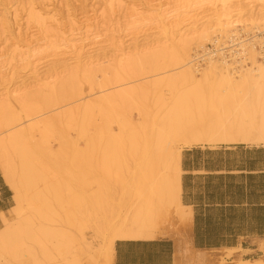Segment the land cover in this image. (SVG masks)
<instances>
[{
    "label": "bare ground",
    "instance_id": "1",
    "mask_svg": "<svg viewBox=\"0 0 264 264\" xmlns=\"http://www.w3.org/2000/svg\"><path fill=\"white\" fill-rule=\"evenodd\" d=\"M100 1L102 4H99L101 10L98 15L95 12L92 13L93 10L91 14L90 11L86 12V14L84 13L85 16L82 18H75L69 14L63 17L58 13V10L48 9V6H35L32 3L28 4L27 25L35 29V36H38L40 40L36 41L33 35L31 36L33 41H30L32 39H29V41L18 40L10 46L6 53H0V76L1 70L4 71L6 67L7 70L9 69V71H12L18 64L25 67L27 66L26 68H29L28 65L30 66L31 64L29 71H31V74H33L35 78H38V69L41 67V65H38V62L42 60L46 63L51 61L54 64L63 62L66 64L63 70V73H67L66 80L64 79L66 77H60V79L57 80L58 75L53 72L51 74H45L41 79L37 80L38 82H36L34 87H36L35 92L39 93L41 96L44 93L47 94L48 92L45 91L52 89L53 83L57 80V82L60 83V85H56L58 87L57 91L53 89V94H50V92L48 93V95L50 94L52 96L45 99L44 102H41L44 103L46 108H50L55 106L58 102L76 99V105L73 106L72 104V109L68 110V106H66L67 103L65 104L67 109L65 110L67 112L63 111V114L60 113L62 116L58 115L59 107L57 106V116L66 118L65 121L68 119V121L71 122L74 116L77 117L82 114L84 119L85 117H89L90 114H93L89 113V109L94 105H92L91 101L90 103L86 101V97L81 98L83 96L81 94H83L84 91L81 93L82 91L80 89L82 88L78 86V84H81V82L78 83L80 79H84V83H86V80L87 83L90 84L91 78L96 72L103 70L118 72V70L124 67H127L128 69L126 70L128 71L131 68L136 69L134 68L136 67L135 65H137V71L134 72L133 69L132 71L136 73L137 76L142 75V72L144 74L145 68H147L148 71L154 70V73L156 71L165 70V68L167 69L168 67L174 68L170 70V72L162 73L161 75L163 76V74H166V77L163 76L161 80H157V84L161 82L159 86H162L164 83V86L166 85L165 87H168L170 92H173L169 102L167 103V100L165 101V109L163 108V111H159V113L157 111L154 115L151 114V116L145 118L146 125L141 126V128L139 127L140 129L138 130L137 128H130L128 132H124L123 128L130 125L124 123L120 126L119 134L117 133L116 137L108 134L104 135V137H106V135L109 137L106 139L107 145L105 144L106 148L101 158L102 162L100 160L102 167L104 166L106 169H111V167H113V170L114 168L117 170L115 166H119L122 160L124 161V158H129V160H131V167L128 165L130 171L126 172H130L128 173L129 175L127 174L129 179L128 188L130 193L133 194L134 201L122 215H114L117 219H113L114 216L112 218L107 217V219L109 218L107 221L104 219L103 228H106L107 232L103 234V238L101 237L102 242L99 247L92 248L85 244L84 248L86 247V251L92 253V255L89 254V260H94L93 264L96 262L97 264H113L115 255L114 245L118 240L149 241L159 236H164L165 234L159 228L160 223L163 221H174L180 228L191 226V208L184 206L181 202L182 149L191 148L193 146L214 148L221 145L233 146L243 144H260L261 147L264 148V54H261L264 52V0H147L148 4L133 3L136 2L135 0ZM234 4H243L248 8L250 14L248 20L242 21V19H240L242 9L239 11L240 13H236L235 15L232 14L230 10ZM204 8L210 10H204ZM204 12H208L211 15L210 18L206 19V17L202 16L201 14ZM121 20H123L124 29L119 28ZM1 24V27L5 25L4 27L7 28L9 26L7 22ZM114 26H116L117 29H115ZM247 26H251L253 29H261L260 31H256L258 33H251V40H255L254 43L257 42L256 39L258 35H263L258 46L248 44L249 40L236 42L238 39L237 36H235L237 35V29ZM99 28H104L106 32L111 34H118L120 32L124 34L123 39H126L127 42L126 48H123L125 41L123 42L121 39L117 42L118 45L113 52L111 60L107 61L106 65L100 63V60L93 57H88V59H83L82 57L84 50V47H82L83 38L92 35L93 32ZM229 33H233V35L228 36ZM209 38L213 41V50H208L206 45L202 47V44L207 42ZM38 43L42 46L38 45ZM196 47H200L201 49H198L195 53ZM191 52H194L193 56H191ZM44 55H46L45 58L41 60H38V58L36 59V57ZM257 55H260V62L255 57ZM45 59L48 60L46 61ZM247 60L253 63V67L246 69L240 68L248 67L245 66L247 63H244V65L242 64V62H247ZM68 62L72 65L68 66ZM205 62L206 66L202 67ZM195 65L197 69L194 68ZM231 66L240 68L241 70H234L232 73L233 75H231L227 70L231 68ZM199 67L202 68L199 70ZM13 72L14 71H12V73ZM101 75L103 76V74ZM119 75L121 76V74ZM125 75L126 73L124 76ZM136 75L135 77H137ZM234 75H237V81L234 80ZM115 76L117 75L115 74ZM157 76L159 75L155 77L157 78ZM3 77L5 78L6 76ZM118 77L115 78L114 82L118 85H114L115 88L113 87L115 92L110 95L106 94L107 96L104 95V97L99 100L100 103H105V107L106 103L110 105L111 101L113 103L116 102L115 100L113 101V99L126 100L128 98L131 100V95L141 94V92L144 93L145 91L139 92V90L137 92L130 88L132 84H135V81L131 82L130 78V82H125L127 79L125 80L124 78H122L123 80L119 78L121 81H116ZM53 78L55 79L53 80ZM10 80L12 79H9V81ZM112 81H109L110 83L107 84H111L112 86ZM123 81L125 84H123ZM141 81L144 80L142 79ZM120 82L122 83L120 84ZM105 84L106 83L103 84V89ZM154 84H156V82H154ZM154 84L152 85V83H150V87H157V85ZM147 85H149L148 82ZM178 85H183L185 87L178 90ZM106 86L107 85H105V87ZM134 87L136 89V86ZM29 88L31 87L24 85L22 87L16 86V88L13 87V89H11L8 83L4 86L3 91L5 92L0 93V175H2L5 184L12 192L13 202V205L7 211V214H10L9 218L6 214L0 213V222L2 224V227H0V264H49L46 263V261H49L47 260V254L43 251L38 254L33 246V238L31 236L29 237V235L34 232V229L29 225V223H31L30 218H21V214L25 211L24 209L26 206L31 210H39L38 200L41 194H39V191H36V188L35 191L32 192L34 188L31 186V183L37 182L39 185V182H41L42 185L44 180L46 181L48 179V184L52 181L53 178L49 177V175L56 174L57 172H55V169L53 174H51V171L48 175L49 172H46L47 168L45 169L43 165L46 160L52 161L54 165H58V161H65V164L66 162L68 163L67 167L73 165L75 168L82 163V161L85 163L86 158L85 154L78 151L79 149H77L78 147L73 141L68 140L66 137H62L61 134L59 146L62 148V152L60 150L59 154H53L52 150H48L52 151L50 155H47V150L45 154L38 152L41 148H43V151L45 150L44 148L48 141L46 135L50 131V128L48 131V127H52V124L50 125V123L46 122V119H39L41 116L43 117L46 115H43L45 114L43 113L40 114V116L38 115L39 109L37 112L33 109V107H38L37 105L40 104L39 98V102L36 101L38 103L37 105L31 104L33 102L36 104L35 101L29 103L30 97L29 94H27V89ZM251 91L256 92L257 97L254 102L248 104L241 95ZM39 94L36 96L39 97ZM46 94L43 96H46ZM161 95L162 94H160V96ZM142 96L141 98H143ZM133 97L132 100L136 99L137 95ZM138 98L139 97H137V99ZM161 98L163 100V96ZM161 98H158V101H160L159 99ZM82 100L84 101L81 102ZM123 102L126 103V101ZM68 104H70V102ZM89 104H91V106ZM100 105L101 104H99V106ZM40 107L42 109V106ZM102 110L104 113V109ZM107 110H105V112ZM48 111L51 112L50 109ZM144 112L141 114H144ZM109 113H107V115ZM232 114L242 119L245 118L246 122L244 123L241 120L231 119ZM59 117H57V120H59ZM93 118L90 122L94 120ZM104 118L107 119L109 117ZM101 119L103 118H100V120ZM24 120H26L27 126L25 125L24 127L26 128H21L23 127L21 121ZM49 120L51 122L50 118ZM75 121L76 120L73 122ZM95 122L94 120L93 123ZM103 124L106 125V123ZM103 124L104 130H107L108 126L105 129ZM82 127L83 126L74 127V129L79 135L84 136L86 134H84V132L87 131L85 129L84 131ZM52 128L55 129L54 127ZM68 129L70 128L66 130ZM41 130L43 131L40 132ZM100 130H103V128H100ZM53 131L55 130H52V132ZM103 132L104 131H102L99 136H103ZM94 139L91 137L85 140L87 149L96 146L95 144H97V142L95 143V141L96 139L99 140L98 136ZM103 144L104 143H102V146L104 147ZM69 150H71V152L73 151L71 155L66 154ZM56 153H58V151ZM66 157L67 160H65ZM125 160L127 161V159ZM49 161L46 163L48 164ZM47 164L45 165L47 166ZM59 164L61 165V162ZM63 165L61 166L65 169ZM49 168L51 167H48V169ZM70 168L72 170V166ZM117 171L115 172L117 173ZM67 172L62 173L67 174ZM55 177H57V175H55ZM59 177L61 179V175H59ZM67 177H69L68 174ZM69 178L71 179V177ZM83 181H85V179H82V182ZM62 182H65V180ZM62 184L64 185V183H61V185ZM87 184L86 187L90 188L91 186H87ZM51 185L55 186L52 182L49 186ZM49 186L43 185V189L46 190L45 188ZM55 189L57 188L53 187L54 191ZM60 189L61 187L59 190ZM70 189L72 190V187ZM92 189H95V187ZM53 190H49L48 188L47 192ZM59 190H57V193H59ZM88 190L89 189L84 192V195H82L83 192L80 191L82 196H76V193L74 198L69 197V199L71 198L69 200L70 203L77 206L83 200L99 207L102 206L105 199H107L106 194L108 190L106 189V185L100 182L97 184L96 190L91 193H89ZM63 192L65 194V191ZM32 193H34L33 196L31 195ZM68 193L74 194V192L70 191ZM51 195L54 197L56 194L51 193ZM58 199L61 201L60 197ZM107 211L109 212V210ZM35 232H38V230ZM47 232L48 231H46V233ZM50 234L51 236L54 235L53 233ZM59 234H55L54 237H59ZM178 234L181 235L180 233ZM66 238L67 237L64 235V239ZM60 239L62 240V238ZM186 248H182L181 251L179 249L181 257L179 260H176L177 264H203L205 262L201 253L196 251L194 253L192 252L193 250L188 251ZM58 249L61 250L60 252H62V250L64 252L65 248L60 247ZM61 264H80V262L78 259L74 258L71 261L66 259ZM240 264H264V262L255 261L251 263L248 260H244L240 261Z\"/></svg>",
    "mask_w": 264,
    "mask_h": 264
},
{
    "label": "rangeland",
    "instance_id": "2",
    "mask_svg": "<svg viewBox=\"0 0 264 264\" xmlns=\"http://www.w3.org/2000/svg\"><path fill=\"white\" fill-rule=\"evenodd\" d=\"M93 1H95V2H93ZM135 1L136 2H133V3L148 4L147 0H135ZM31 3L35 6L36 5H44V6H48V9L49 8L54 9L55 11L58 10V13L63 17H66V15L69 14L75 18H82L83 16H85L86 12L90 11V14H91V12L93 10L94 11L92 13L95 12L98 15V13L101 10L100 5L102 4V2L100 0H0V53H3V54L6 53L7 50L10 48V46L14 42H17L18 40L29 41V39H32L30 41H33V38L36 39V41L40 40L38 36H35L36 35L35 29L31 28L30 25H27V21H26V19L28 18L27 17V15H28V4H31ZM55 7H56V9H55ZM241 9H242V12H241L242 15H241L240 19H242V21L248 20L250 17V14H249L248 8H246L245 5L234 4L231 7L230 11L232 12L233 15H235L236 13L237 14L240 13L239 11ZM204 10H210V9L204 8ZM201 15L206 17V19L210 18V16H211L208 12H204ZM5 22H7L9 25V26L7 25L8 29L6 27H4L5 25L1 27V25H2L1 23H5ZM120 23H121V25L119 26V28L124 29L123 28V20H121ZM114 27H115V29H117L116 26H114ZM100 28L98 30H95L92 35H89L88 37L83 38L82 47H84V50H83L82 57H83V59H86V58L88 59V57H93L95 59L100 60V63H103L104 65H106L107 64L106 62L111 60L113 52L115 51V49L118 45L117 42L120 41L121 39L123 40V42L125 41L123 48H126L127 42H126V39H123L124 34H121L120 32L118 34H111V33L106 32V30L104 28H102V29H100ZM260 30L261 29H259V30L253 29L251 26L238 28L237 32H236L237 35H235V36H237L239 41L249 40L248 44L253 45V46L254 45L258 46L260 44L259 42H261V39L263 38V35H258V37L256 39L257 42L254 43L255 40L254 41L251 40V38H252L251 33L252 32L258 33L256 31H260ZM231 35H233V33L228 34V36H231ZM31 36H33V38ZM225 40H227V39H225ZM212 44H213V41L209 38V40L207 42L202 44V47H204L206 45L207 49H213ZM38 45H40V44L38 43ZM40 46H42V45H40ZM198 49H201V48L196 47L194 52L196 53ZM194 52L193 53L191 52L192 53L191 56H193ZM45 57H46V55L41 56V57H36V59L38 58V60H41L42 58H45ZM255 57L258 59L259 62L261 61L260 55H257ZM45 60L47 61L48 59H45ZM43 61L44 60L38 62V65L39 66L41 65V67H39L40 69H38L39 74L37 73V75L39 76L38 78H35V76H33V74H31V71H29V69L31 68L30 67L31 64H30V66L28 65L29 68H26L27 66L25 67V66L18 64L17 66H15L13 68L14 69V70H12V71H14L13 73H12V71H9V69L7 70V67L4 69V71L1 70V76L2 77L0 76V79H1L0 85H2V86H0V87H2V88H0V93L5 92V91H3L4 86L7 85L8 83H9V87H11V89H13V87L16 88V86L22 87L24 85L31 87V88L27 89L28 90L27 94H29V97L32 98V99L29 98V103H31L32 101H35L36 104H34V102L31 104L37 105L38 104L37 102L40 101L39 105L42 106L43 110L41 109V107L39 105H37L38 107L35 106L36 108L33 107V105H32L33 109L36 112L39 109L38 115L45 113L43 115H46L47 117L46 116L42 117L40 115L41 117L39 119H46V122L50 123V125L52 124L51 126L55 128V129H53L50 126L48 127V131H49V128H50V131L46 135L48 137V139H47L48 141H47L46 147L44 148L45 150L43 151V148H41V149L39 148L40 149V150H38L39 153L45 154L46 150H47V152H46L47 155L52 154V151H53V154H59L60 150L62 152V148L59 146L60 141H61V139H60V137H61L60 134H61L62 137H64V138L66 137L68 140L73 141V143H75V145H77V147H78L77 149H79L78 151L81 152L82 154H85V157L87 159L85 158V163H83V161H82V163H80L81 165L79 164L75 168L73 167V165H69L68 166L69 168H68L67 167L68 163L66 162V164H65V161L64 162L58 161L57 162L58 165H54L52 161L46 160L45 163H43V165H44L45 169L47 168L46 172L47 171L49 172V173L47 172L48 175L51 173V171H52L51 174H53V172L56 169V171H55V172H57L56 174L54 173L53 175H49V177L53 178L52 181H50V183L52 182L55 186H53V185L49 186L50 183L48 184V181H49L48 179H47L48 181L44 180V183L42 185H41V182H39L40 186L38 185L37 182L31 183L32 184L31 186L34 188V190H32V192L35 191V188H36L37 189L36 191H39V194H41L39 196V200H38L39 210L38 209L37 210H31V209L27 208V206H26V208L24 209L25 211L23 212V214H21V218H23V219L24 218H30L31 223H29V225L34 229L33 233L35 234V236L32 233L29 235V237L31 236L33 238V242H34L33 246L35 247L38 254L42 253V251L47 254V260H49V261H46V263L61 264L66 259H69L71 261L75 258V259H78L80 264H93L94 260L93 261H91V259L89 260V254L92 255V253L87 252L86 251L87 248L86 247L84 248V245L87 244L92 248L99 247V245L102 242L103 234H105L107 232L106 228L105 229L103 228L105 220L107 221L109 218H112L114 215L116 216L117 214L122 215L124 213V211L134 201L133 194L130 193V190L128 188V182H129L128 181L129 180L128 179V175H129L128 173H130V172H126V171H130L131 160H129V158H124L125 162L122 160V162L119 164V166H115L118 171L115 170V168H114V170L117 171V173L113 170V167H111V169H109V168L106 169L104 166L102 167L101 158H102V155L104 154L103 152H105V148H106L105 144L107 143L106 139L109 137L108 135H110V136L112 135V136L116 137L117 133L119 134L120 126L124 123L130 124L129 126H126L123 128L124 132H128V130L130 128H134V129L137 128V130H138L141 128V126L146 125V119L145 118H148V116H151V114L154 115L155 113H157V111H158V113H159V111L160 112L163 111V108L165 107L164 103H166L165 101L167 100V103L169 102V99L172 97L173 92H170L169 88L165 87L166 85L164 86L163 82H162L163 85L159 86V85H161V82H158V84H157V80L158 81L161 80V78H163V76L166 77V74H163V76H162L161 75L162 73L170 72V70H172L174 68L168 67L167 69L165 68V70H161L162 72L156 71L155 72L156 74L154 73V70H149L150 71V73H149L147 68H145L144 74L142 72L141 73L142 75L137 76L136 73H134L135 71H137V65H135L136 67H134V68H136V69L131 68L128 71L126 70V69H128L127 67L121 68L120 70L122 72L120 70H118V72L120 71L121 73L120 72L119 73L114 72L112 70H103L100 72H96L95 75L91 78L92 84L90 81H89L90 84H88L86 80H85L86 83H84V79H80L78 81V83L81 82V84L80 85L78 84V86H79V88H80V86L82 88V89H80L82 91L81 93H83V91H84V93L81 94V95H83L81 98L86 97L85 99L89 103L91 101L92 105H94V106L89 109V113H93V114H90L89 117H85L86 120H85V118L83 119L84 116L82 114L78 115L77 117L74 116L75 118L72 117L71 122L68 121V119H67V121L69 122L68 123L67 121H65L66 118H63V117L60 118L59 116L60 115L62 116L63 111L67 112L66 111L67 109L68 110L72 109V107L74 105H76V103H75L76 99H74V100L71 99V101H70V99L68 98L69 100L61 101L63 103V107H62L61 102H58L57 103L58 105L56 104L55 106H52L50 108H46V106H44V103H43L45 99L52 96L50 94L54 93L53 89H55V91H57V89H58L57 86L60 85V83H58L57 80H59L60 77L61 78L66 77L64 79L65 80L67 79V73H63V70L65 69L66 64H64L63 62H59L57 64H54L51 61H48V63H46L44 61V63H45L44 64ZM251 61H252V59H251ZM251 61L247 60V62H242L243 65H244V63H247L245 66H248V67H240V68L246 69V68L253 67V63ZM33 63H34V61H33ZM226 63L230 64L228 62H226ZM68 64H69L68 66L72 65L69 62H68ZM205 66H206V62L204 63V66H202V67H205ZM196 67L197 66L195 65L194 68H196ZM202 67H199L198 69L200 70ZM240 68H236L234 66H231V68H228L227 70L231 75H233L232 74L233 71L234 70H241ZM132 69L134 70V72L132 71ZM138 69H139V65H138ZM124 70H125V72H124ZM109 71L113 72V73H110ZM53 72H55V74H57L59 77L57 76L58 79L53 83L52 89H50L51 91L50 90L45 91L48 93L50 92V94L48 95V93L47 94L44 93L40 96L39 93L35 92L36 87H34V85L36 84V82H38L37 80L41 79L45 74H49V73L51 74ZM147 72H148V74H147ZM125 73H126V75L124 76ZM101 74H103V76ZM115 74L117 76H115ZM119 74H121V76L123 75L124 77L123 76L121 77ZM135 75L137 77H135ZM156 75H159V76H157V78H156L155 77ZM3 76H6V77L4 78ZM118 76H120V77H118ZM116 77H118V79L116 81H121V80H123L122 78H124L125 80L127 79V81H125V82H130L129 81V78H130L131 82L135 81V84H132L130 88L134 89L137 92L139 90H140L139 92L145 90L144 93L141 92V94L140 93L136 94L137 97H139L138 99H137L136 95H131L132 98H134L133 96L136 97V99H133V100H132V98H131V100H129L128 98L126 100L121 99L122 101L120 99H113V101L115 100L116 102L113 103L111 101V103L109 102L110 105L108 103H106V107H105V103L102 104V103H100L99 100H100V98H103L104 95H106V94L110 95L111 93L115 92L114 88H115V86H118L114 83ZM150 77H152V78H150ZM233 77H234V80H236V81L238 80L237 75H234ZM9 79H12V80L9 81ZM54 79L55 78H53V80ZM112 79H113V81H112ZM137 79H138V81H137ZM142 79L144 81H141ZM81 80H83V81H81ZM109 81H112V86H111V84H109V85L107 84V83H110ZM151 81H153V82H151ZM82 82H83V84H82ZM103 82L106 83L105 85H107L106 87L104 85V89H103V84H104ZM125 82L123 81V84H125ZM147 82L149 83V85H147ZM154 82H156V84H154ZM12 83H14V84H12ZM121 83L122 82H120V84ZM150 83H152V85L153 84L157 85V87L153 86L154 88H151ZM90 85H92V86H90ZM101 85H102V87H101ZM141 85H143V86H141ZM110 86H111V88H110ZM129 86H126V87H129ZM134 86H136V89ZM140 86L143 88H141ZM184 87L185 86H183V85H178L177 89L181 90ZM148 88H149V90H148ZM159 93L162 95L160 96ZM38 94H39V97L36 96ZM45 94H46V96H43ZM31 95H32V97H31ZM89 95H91V96H89ZM256 95H257L256 92L251 91V92H246L244 95H241V96L244 97L243 99H245L246 102L249 104V103L255 101V99L257 97ZM141 96L143 98H141ZM162 96H163V100L161 98ZM35 97L37 98V100ZM38 98H39V101H38ZM158 98H161V99H159L160 101H158ZM118 100L121 101L122 103L119 102ZM41 101H43V102H41ZM68 101L70 102V104H68L69 103ZM83 101L84 100H82L81 102H83ZM123 101H126V103ZM93 103H96V104H93ZM97 103H98V105H97ZM162 103H163V105H162ZM65 104H66V106H68L67 109L65 107ZM72 104H73V106H72ZM99 104H101V105L99 106ZM89 105L91 106V104H89ZM57 106L59 107V110H58L59 113L57 111V109H58ZM54 107H55V109H54ZM44 108H46V109H44ZM93 108H94V110H93ZM99 108H101V109H99ZM49 109L51 110V112H53V110H54V112L53 113L49 112L48 111ZM95 109H97V110H95ZM102 109H104V113H103ZM90 110H91V112H90ZM105 110H107V111L105 112ZM144 110H145V112H144ZM46 111H48V112H46ZM96 111H97V113H96ZM142 112H144V114H141ZM57 113L59 116H57ZM60 113H62V114H60ZM107 113H109V114L107 115ZM102 114H105V115H102ZM53 115H55V116H53ZM91 115H92V117H91ZM146 115H147V117H146ZM56 116L59 117L58 118L59 120H57ZM103 116L109 117V118L106 119ZM79 117H82V118H79ZM93 117H95V118H93ZM49 118L51 119V122H50ZM92 118L96 121L95 123H93L94 120L90 122V120ZM100 118H103V119L100 120ZM87 119H88V121H87ZM105 119L107 122L105 121ZM231 119H237L239 121L241 120L244 123L246 122L245 118L242 119L239 116H236L235 114L231 115ZM74 120H76L77 122L76 121L73 122ZM24 121H21V123L23 124L22 125L23 127H21V128H26V127H24L26 125V120H24ZM57 121H58V123H57ZM84 121H86V122H84ZM83 122H84V124H83ZM87 122H89V123H87ZM102 122L106 123V125L103 124ZM101 123L105 126V129L107 126L110 128L107 127V130H104V127L102 126ZM142 123H143V125H142ZM78 124H80V125H78ZM60 126H62L63 128ZM65 126H66V128H65ZM79 126H83L82 127L83 130L85 129L87 131V132H84V134L86 133L85 135L87 137L85 135L81 136L77 132H75L74 127H79ZM92 126H93V128H92ZM88 127H90V128H88ZM67 128H70V129L66 130ZM100 128L101 129L103 128V130H100ZM51 129L55 130V131L52 132ZM42 131L43 130H41L40 132H42ZM61 131H63L64 134ZM102 131H104L102 134L103 136H99V134H101ZM106 131H108V132H106ZM53 133H54V135H53ZM105 134H108V135H106V137H104ZM97 136H98L99 140L96 139V141H95V143L97 142V144H95L96 146H93V147L87 149L85 140L89 139L91 137H92V139H94V138H97ZM100 137H102V138H100ZM103 140H105V141H103ZM57 141H59V142H57ZM99 141H100V143H99ZM102 143H104L103 144L104 147L102 146ZM49 145H50V147H49ZM253 145H260V144H253ZM98 146H99V148H98ZM96 147H97V149H96ZM46 148H49V149H46ZM184 149H182V151ZM48 150H52V151H48ZM57 151H58V153H56ZM100 151H101V153H100ZM67 152H68V153H66L67 155H71L73 151L71 152V150H69ZM125 159H127V161ZM65 160H67V157ZM100 160H101V162H100ZM48 161H49V163L47 164L46 162H48ZM60 162H61V165L64 164L63 166H65V169H64V167L62 168V166L59 164ZM45 164H47V166ZM49 164H50V166H49ZM52 165H54V166H52ZM128 165L130 167H128ZM71 166H72V170L70 168ZM48 167H51V168L48 169ZM66 168H67L68 172H67ZM58 170L61 172H59ZM104 170H106V171H104ZM62 172H67L68 176L71 177V179L69 177H67L66 173H62ZM107 172H109V173L106 174ZM0 173H1V171H0ZM65 174H66V176H65ZM55 175H57V177L59 179L57 177H55ZM59 175H61V179H60ZM68 179H70V180H68ZM82 179H85L86 183H85V181L82 182ZM64 180H65V182H62ZM80 180H81V183H80ZM90 182H92V183H90ZM100 182L104 183L106 185V189L108 190V193L106 194L107 199H105V202L102 206L99 207L95 204H90L88 201H83V200L77 206H74V205H72V203H70L69 200L71 198L69 199V197L74 198L76 193H77L76 196H79V195H81L80 194L81 192H83L82 195H84V192H86L87 189H89L88 191H89V193H91L92 191L96 190V186ZM61 183H64V185L62 184L63 185L62 186ZM65 183L69 187H67L65 185ZM94 183H96V184H94ZM86 184H87V186H91V187L87 188ZM43 185L44 186L48 185L49 187L45 188L46 190H44ZM38 186H39V188H38ZM70 186L72 187V190L70 189L71 188ZM93 186L95 187V189H92V188H94ZM53 187L57 188V189H55V191H54ZM60 187H61V189L59 190ZM66 187H67V190H66ZM48 188H49V190L51 189L54 192L53 191L47 192ZM62 188H64L65 190ZM57 190H59L58 191L59 193H57ZM73 190H75V191H73ZM63 191H65V194ZM69 191L74 192V194L70 193V194H72V195H70L68 193ZM51 193H55L56 195H54V197H53L52 196L53 194L51 195ZM31 195L33 196L34 193H32ZM58 196L61 198V201L58 199L59 198ZM57 199L60 202H58ZM12 205H13V202H12ZM107 210H109V212ZM112 212H113V214H112ZM106 213H108L110 215H108ZM6 216L9 218L10 214L6 213ZM115 216L113 219H117ZM107 217H109V218L107 219ZM0 227H2L1 222H0ZM40 228H41V230H40ZM159 228L165 234L164 236L180 237V238H178V240L184 238L185 230L187 229V227L186 228H180V226L174 221H169V222L163 221L162 223H160ZM37 230H38V232H35ZM50 230H51V232H50ZM46 231H48L47 232L48 234L46 233ZM55 232H57L58 234L60 233L63 237L59 234V237L55 236L56 237L55 238L54 235L55 234L57 235V233H55ZM50 233H53L54 235L52 234L53 236H51ZM178 233H180L181 235H179ZM64 235H65V237H67L69 239L68 240L66 238L68 240V242H67L68 244L66 243L67 240L64 239ZM36 236H38V237H36ZM46 236H47V238H46ZM39 237H40L41 241L39 240ZM60 238H62V240ZM42 240H43V242H42ZM63 240H65V241H63ZM177 243H178V241L176 242V244ZM247 245H248V248L246 250H242L241 248H237V250H235V251H229V250H223V249L222 250L208 251L206 253V260H207L206 264H240V261H244V260H248L251 263H254L255 261L264 262V239L251 240V242H249V244H247ZM58 246H60L61 248L63 247L67 250L64 249V252L62 250V252H63V254H62V252H60L61 250L58 249V248H60ZM55 247H57V248H55ZM82 249H83V251H82ZM91 255H90V258H91ZM38 257H39V255H38ZM180 257H181V253H180L179 258ZM94 264H97V262Z\"/></svg>",
    "mask_w": 264,
    "mask_h": 264
},
{
    "label": "crops",
    "instance_id": "3",
    "mask_svg": "<svg viewBox=\"0 0 264 264\" xmlns=\"http://www.w3.org/2000/svg\"><path fill=\"white\" fill-rule=\"evenodd\" d=\"M181 170V202L192 211V223L185 230L184 238L118 240L114 245L113 264H176L179 249L186 247L188 251L201 253L206 264L208 251L246 250L251 240L264 239V235L248 233L249 229L264 226V148L261 145L193 146L182 151ZM11 206L12 192L0 175V213L6 214ZM208 228H222L220 231L225 233L229 228L240 229L245 235L237 236L231 246L197 248L195 231Z\"/></svg>",
    "mask_w": 264,
    "mask_h": 264
},
{
    "label": "trees",
    "instance_id": "4",
    "mask_svg": "<svg viewBox=\"0 0 264 264\" xmlns=\"http://www.w3.org/2000/svg\"><path fill=\"white\" fill-rule=\"evenodd\" d=\"M221 229L222 228H218V229L208 228L205 231L196 230L195 231V246L197 248H204V247L213 248V247H220V246H231L234 243L237 236L245 235L244 233H242L240 229L233 231L232 229L229 228L226 233L220 231ZM248 233L264 235V226H259L255 229H249Z\"/></svg>",
    "mask_w": 264,
    "mask_h": 264
},
{
    "label": "built area",
    "instance_id": "5",
    "mask_svg": "<svg viewBox=\"0 0 264 264\" xmlns=\"http://www.w3.org/2000/svg\"><path fill=\"white\" fill-rule=\"evenodd\" d=\"M236 42H239V40L237 39V40H236ZM208 50H213V49H208ZM261 54H264V52H263V53H261ZM241 60H242V59H241ZM200 63H201V62H200Z\"/></svg>",
    "mask_w": 264,
    "mask_h": 264
}]
</instances>
